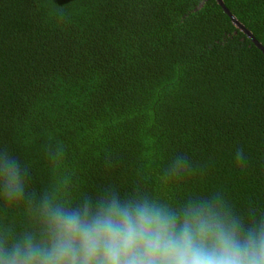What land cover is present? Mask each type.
Segmentation results:
<instances>
[{"label":"trees","instance_id":"trees-1","mask_svg":"<svg viewBox=\"0 0 264 264\" xmlns=\"http://www.w3.org/2000/svg\"><path fill=\"white\" fill-rule=\"evenodd\" d=\"M264 49V0H221ZM217 0H0V150L45 193H222L264 213V53ZM244 161L237 164L235 154ZM183 157L179 176L170 166Z\"/></svg>","mask_w":264,"mask_h":264},{"label":"clouds","instance_id":"clouds-1","mask_svg":"<svg viewBox=\"0 0 264 264\" xmlns=\"http://www.w3.org/2000/svg\"><path fill=\"white\" fill-rule=\"evenodd\" d=\"M188 167L178 157L169 172ZM27 188L26 169L0 150V198L25 200ZM34 217L33 228H0V264H264V213L239 212L220 192L181 203L139 191L78 201L52 192L34 202Z\"/></svg>","mask_w":264,"mask_h":264},{"label":"water","instance_id":"water-1","mask_svg":"<svg viewBox=\"0 0 264 264\" xmlns=\"http://www.w3.org/2000/svg\"><path fill=\"white\" fill-rule=\"evenodd\" d=\"M219 2V4H221V6L223 7L222 5V2L221 0H217ZM224 11L231 17L233 23L242 31L244 32L252 41L253 43L264 53V49H263V46L260 45V43H258L255 38L252 36V34L247 30L245 29V27L243 25H241L232 15H230L229 11L223 7Z\"/></svg>","mask_w":264,"mask_h":264}]
</instances>
